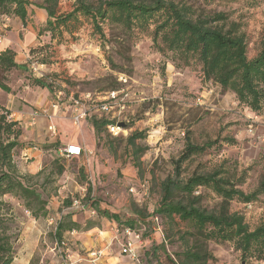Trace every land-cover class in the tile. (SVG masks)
Here are the masks:
<instances>
[{"label":"rangeland","instance_id":"1","mask_svg":"<svg viewBox=\"0 0 264 264\" xmlns=\"http://www.w3.org/2000/svg\"><path fill=\"white\" fill-rule=\"evenodd\" d=\"M74 1L59 0L58 11L71 9ZM174 1L204 11L224 12L226 26L230 21L237 22L245 33L248 58L258 53L264 37V0ZM2 14L0 12V20ZM16 17L11 15L9 20ZM34 17L30 13L28 22L34 21ZM41 21L43 26L35 25L36 32L45 26L46 20ZM161 21V16L155 15L131 28L120 23H104V37H100L90 20L79 16L78 22L70 24L71 33L64 30L62 36L53 40L49 32L41 30L40 35L49 37L43 46L29 49L24 70L16 71L12 76L8 73L10 94L14 95L13 110L24 113L41 101L54 98L60 106V134L70 139L78 135L79 141L87 143L84 136L87 131L91 135L93 127L89 120L94 115L124 123L122 127L125 128L117 135L102 130L91 141L89 150L80 156L67 157L63 153L66 144L60 143L58 136L51 135L46 129L43 136L31 132V126L24 129L21 113L14 114L11 119L20 122L22 135L19 137L21 145L13 151V161L21 174H34L43 169L38 178V189L47 200L48 214L62 216L69 213L82 226L89 220L95 224L88 230L66 231L59 242L54 238L46 216L32 217L21 199L6 194L2 199L10 204L12 214L10 233L14 257L11 264H70L73 254L79 255L77 263L83 264L93 260L92 252L98 250L102 252L95 264L106 263L105 257L116 252L118 245L112 240L113 234L103 239L104 245L99 247L101 239L98 240L97 235L115 233L117 226L113 220L98 216L89 205L94 200L101 208L119 214L123 220L136 219L133 228L144 238L139 247L142 264H167L159 244L163 242L166 253L172 257L185 245L178 237L177 229L154 212L160 203L161 184L167 177L185 180L194 172L220 170L222 176L244 193L256 192L251 202L232 199L229 209L242 215L249 229L264 221V191L257 190L264 177V106L257 111L251 110L238 101L233 91L206 79L198 63L176 66L172 61L174 54L160 50L162 45L160 38H156L155 29ZM14 27V22L7 23L4 36L11 30L17 31ZM41 61L45 63L40 64ZM31 75H43L49 88L33 84ZM58 90L61 93L56 97ZM111 91L116 93L112 107L108 111L95 110L98 97ZM85 95L91 97L90 101L84 102L89 107L88 115L83 125L73 124L72 98L82 99ZM39 96L41 100L37 102ZM0 108L6 109L3 105ZM135 131H142L144 136L135 139V146L127 144L126 137ZM186 132L194 143L216 142L203 153L183 162L180 174L176 176L174 161L184 149ZM31 143L35 144L38 155L34 156L35 150H32L23 156L22 152ZM139 149L143 151L137 158L135 152ZM54 161L64 165V172L59 176L51 174L50 182L42 184L52 173ZM194 195L200 196L198 205L207 211L216 210L221 202V197L210 188L199 186ZM176 198L184 202L190 199L180 192ZM66 200L71 204L77 201L83 208L72 207ZM136 207L141 209L143 219L138 220L135 215ZM76 233L82 236L77 238ZM85 234L98 241L96 247L94 244L91 249L81 246ZM110 243L111 249L106 250ZM207 247L214 256L209 264H264L263 260L242 258L232 242L211 240Z\"/></svg>","mask_w":264,"mask_h":264},{"label":"trees","instance_id":"2","mask_svg":"<svg viewBox=\"0 0 264 264\" xmlns=\"http://www.w3.org/2000/svg\"><path fill=\"white\" fill-rule=\"evenodd\" d=\"M58 1L0 0V12L3 13L2 17L15 15L22 24H26L29 5L44 9L47 14L45 26L38 29L37 34L40 35L41 30H45L49 32L51 40L62 36L64 30L71 33L70 24L74 21L78 22L79 16L90 20L95 32L100 37H104L102 28L104 23H120L125 28H131L138 22H146L155 15H160L162 21L156 26V38H160L162 45L160 50L174 54L172 61L176 66L198 63L206 79L218 83L225 90L233 91L238 101L245 103L251 110L257 111L264 106V37L260 42L258 53L249 59L245 33L237 22L230 21L226 26L227 15L224 12L195 9L192 5L174 0H96L95 2L75 0L71 9L58 11ZM15 54L10 48L0 51V89L6 93L12 92L7 82L8 73L14 69L24 70L26 67L25 64L16 62ZM44 63L45 61L40 62V64ZM32 78L33 84L49 88L43 75ZM9 114V110L0 108V264H11L14 257L10 233L11 206L2 199L4 195L10 194L21 199L25 209L34 218L50 215L43 191L38 189L40 186L38 178L43 173V169L34 174H21L13 161V151L21 145L19 137L22 135V130L19 126L20 122L11 119ZM89 123L94 129L95 136L98 137L102 130L107 129L108 124L115 122L94 115ZM143 136L142 131H135L125 140L127 144L135 146V139ZM215 142L194 143L186 132L184 149L174 161L175 175L180 174L183 162L203 153ZM33 146L35 144L29 147ZM141 151L143 149L136 150L137 158V154ZM51 167L52 173L43 179L42 184L50 182L51 174L59 176L65 170L64 165L59 161H54ZM221 174L220 170L194 172L185 180L167 177L161 184V199L154 212L177 229L178 237L185 245L181 252H175L172 257L166 253L165 244L163 242L159 244L165 253L167 264H209V261L214 259L207 247L208 241L211 240L232 242L240 251L242 258L264 261V221L254 229H249L243 216L229 209L232 199L239 198L244 202H251L256 192L244 193ZM199 186L210 188L221 197L216 210L207 211L198 205L200 196L194 195V192ZM257 190L264 191V177ZM179 192L190 199L186 202L177 199L176 194ZM66 203L71 204V201L66 200ZM89 205L98 216L113 220L120 235L125 227L136 231L133 228L136 219L123 220L119 214L101 208L97 200ZM134 213L138 220L143 219L141 209L136 207ZM58 217L53 235L59 242L62 241L64 232L88 230L95 224L89 220L82 226L69 213Z\"/></svg>","mask_w":264,"mask_h":264},{"label":"crops","instance_id":"3","mask_svg":"<svg viewBox=\"0 0 264 264\" xmlns=\"http://www.w3.org/2000/svg\"><path fill=\"white\" fill-rule=\"evenodd\" d=\"M30 13H33V17L37 16V18L34 17V21L28 22V20L26 19V24H22L21 20L19 18H14L9 20V22H7L8 24H10V22H14V28L17 29V31H13L11 30L7 35L4 36L3 41L0 43V51L5 49V48H10L13 51H15V60L17 63L19 64H24V59L29 56V49L31 47H34L36 45L41 46L45 40L47 38H49L48 36H43V35H38L36 32V26L37 24H41L42 25V21L41 20H46L47 18V14L45 12L44 9L39 8V7H27V14L29 16ZM32 17V16H31ZM20 20V21H19ZM21 31V36H19V32ZM16 71H20V69H14L11 71V76L12 74H14ZM11 77L9 76V79ZM9 85H10V80H9ZM11 86V85H10ZM11 94L10 93H6L3 90L0 89V105H3L7 110H10L11 112H9L11 115V118L14 116L15 113H21L20 117L24 118V123H25V127H23L24 129L27 130V126H31V128L29 129L31 132H35L38 136H43V134H45V129L46 131H48L51 135H53L50 131V122L51 120H49L48 116L46 115H40L37 119L34 125H30V123H28V117L29 114L31 113V111L35 108H40V107H47L49 110V113H52V109L50 107V102L54 101L53 98H50L49 101H45L42 102L38 105L35 106L34 108H32L30 111H25L24 113H22L19 110H13L14 109V105H13V98L14 95H11V98L9 97ZM41 100V97L39 96L37 98V102H39ZM23 111V110H22ZM59 111H60V106L58 107L57 110H55L53 113L56 114L55 117L52 118V120L55 121L56 123V128H57V134L53 135V136H58L57 139L60 141V143H65L66 145L69 144H75V145H79L81 146L85 151L90 149V144L91 141L95 140V134H94V130L92 129L91 135L90 133L87 131L86 135L84 136V140L87 141V143H82V141H79V137L78 135H75L74 137H72L71 139L63 134H60V129L58 126V119L59 117ZM57 119V120H56ZM82 125L84 123V121L80 122ZM32 150L33 151V155L36 156L38 155L37 153V148L34 147H28L25 149V151L22 152V155H29V153H31ZM26 159V157H25ZM106 234L104 235H97L98 240L101 239L99 247H102V245H104L103 243V239H107L110 237V235H113V239L114 242L118 245V250L114 253H111L109 257H105V259H107V262L103 263L104 264H142L140 261V255H141V250H140V245H138V249H137V253H138V261L133 259L129 254L127 253H122L120 246H119V239L120 234L118 232L115 231V233H113L112 231L110 232H105ZM75 234V233H73ZM76 235L78 236L77 238H80V236H82L81 233H76ZM105 236V237H104ZM108 236V237H107ZM96 238V239H97ZM79 240H76V242ZM81 246L87 248V249H91V247H93L95 245V247L98 244L97 240H94L93 238L87 236L86 234L84 235L83 239H81ZM112 242V241H111ZM146 243V240H145ZM94 244V245H93ZM107 249H111V243L107 244ZM95 250V249H94ZM75 251V250H74ZM73 251V252H74ZM94 252V251H93ZM102 252V251H101ZM80 256L78 255V257H75V255H72L71 259V263L70 264H79L77 263V259ZM92 262V263H90ZM89 263H83V264H95L96 260L93 261L91 260Z\"/></svg>","mask_w":264,"mask_h":264},{"label":"built area","instance_id":"4","mask_svg":"<svg viewBox=\"0 0 264 264\" xmlns=\"http://www.w3.org/2000/svg\"><path fill=\"white\" fill-rule=\"evenodd\" d=\"M9 21V17L7 16H3L1 21H0V43L3 41L4 39V27L7 26V22ZM33 69H36V67L32 66ZM38 68V67H37ZM61 92H58L56 97H58V95ZM99 99L96 100V104H95V110L100 111H108L112 106H111V101L116 99V93L114 91L108 92L105 94V96L102 97H98ZM54 99V98H53ZM91 97H89V95H85L84 98H72V104L70 105L71 108V121L73 124H79L81 121L85 120V118L88 115V109L89 107H87L84 102L85 101H90ZM50 107L52 109V113H49V110L47 107H40V108H35L31 111V113L29 114L28 117V123H30V125H34L36 122V119L40 116V115H46L48 116L49 120H51L50 122V131L53 135L57 134V128H56V123L54 120H52L53 117H55L56 114H54L53 112L55 110L58 109L59 107V103L54 99V101L50 102ZM9 117L11 118V115H9ZM123 129H125L124 127L120 126L118 123H114V124H108L107 125V130L113 134V135H117L120 131H122ZM34 148H36V146H33ZM86 151L79 145H75V144H69L66 145V147L63 149V153L65 156H80L83 153H85ZM26 156V155H24ZM72 207H75L77 209L79 208H83V205L81 206L80 204L77 203V201H72L71 204ZM58 216L56 215H48L46 217V221L49 225H51L53 227V229H55L57 221H58ZM117 232V229H116ZM120 239H119V246L121 249L122 253H127L129 254L133 259L138 261V253H137V249H138V245H141L142 243V238L139 232L132 230L129 227H125L123 229V233L122 235H120ZM92 254L95 256L93 261H95L97 259V256L101 254V251H94L92 252Z\"/></svg>","mask_w":264,"mask_h":264},{"label":"water","instance_id":"5","mask_svg":"<svg viewBox=\"0 0 264 264\" xmlns=\"http://www.w3.org/2000/svg\"><path fill=\"white\" fill-rule=\"evenodd\" d=\"M119 125H120V126H123V125H124V123H119Z\"/></svg>","mask_w":264,"mask_h":264}]
</instances>
